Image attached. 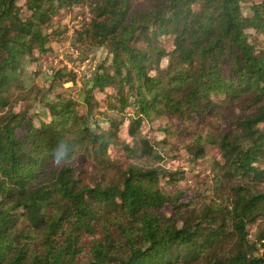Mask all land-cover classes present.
I'll return each instance as SVG.
<instances>
[{
  "label": "trees",
  "instance_id": "16d2710c",
  "mask_svg": "<svg viewBox=\"0 0 264 264\" xmlns=\"http://www.w3.org/2000/svg\"><path fill=\"white\" fill-rule=\"evenodd\" d=\"M73 7L89 14L73 45L105 58L39 77ZM248 30L264 34V0H0V264H264V223L248 233L264 220V48ZM145 123L212 172L193 218L149 165L166 139Z\"/></svg>",
  "mask_w": 264,
  "mask_h": 264
},
{
  "label": "rangeland",
  "instance_id": "374dc122",
  "mask_svg": "<svg viewBox=\"0 0 264 264\" xmlns=\"http://www.w3.org/2000/svg\"><path fill=\"white\" fill-rule=\"evenodd\" d=\"M25 0H17L18 4H22ZM254 2H258L260 0H253ZM249 11V10H248ZM250 12V11H249ZM56 20L65 25L64 35L62 34V46L58 48L53 57L48 58V56L44 55L41 58L40 64L42 65L40 72L38 74L39 77H43V72L47 70V68L55 67L58 64L65 65L69 70H73L77 73L79 70L77 66L72 64V61L78 60L80 64L84 67L87 65L94 66L98 61H101L105 58L104 48L102 47H93L88 45L87 43L82 45L81 49L75 47V40L73 42L74 32L75 30L88 21L89 14L87 9L73 7L70 10L62 9L59 14L54 17ZM250 37V41H256L258 46L264 48V34L257 33L253 30L247 31ZM163 44L168 47L170 43V39H163ZM162 66L165 65V60L160 63ZM78 74V73H77ZM64 88H72L71 83H66L63 85ZM26 107V102H22L17 107L20 111H22ZM172 121H167V123H171ZM165 124V123H163ZM162 126L160 123H154L149 125L145 123L142 125L141 132L146 133L147 136L151 139V142L156 141L160 137L161 143L157 148L160 154L162 155L163 160L159 162H153L149 165L153 167H157L159 170L163 171L165 174L169 173L173 178L164 177L162 179V186L165 191L170 192L173 196H178L179 201L183 204H188L187 208L182 207V210L186 212V214L190 215L192 218L194 215L199 214L200 205L198 204L199 200H203V202H207L205 196H209L217 192L213 188V179L212 172L209 170L203 169V175H196L193 172L192 167L188 164L187 158L188 154L182 145L179 135L173 133L171 135H163L158 132V127ZM159 135V136H157ZM130 142V139H128ZM113 156L120 157L121 150L114 148L112 149ZM206 163L212 162V160H220L221 153L218 149L214 147L206 148ZM201 165H205L202 163ZM168 175V174H167ZM172 179V180H170ZM213 188V189H212ZM264 188V185H263ZM181 195V196H180ZM193 200L196 202L193 207ZM191 202V203H190ZM167 212L170 213V207L167 206ZM187 209V210H185ZM264 223V220H257L255 224L249 226L248 233L252 238L253 234L256 232V228L260 227L261 224Z\"/></svg>",
  "mask_w": 264,
  "mask_h": 264
},
{
  "label": "clouds",
  "instance_id": "9594fccd",
  "mask_svg": "<svg viewBox=\"0 0 264 264\" xmlns=\"http://www.w3.org/2000/svg\"><path fill=\"white\" fill-rule=\"evenodd\" d=\"M53 165L59 167L62 162H66L69 159V146L66 143H61L53 151Z\"/></svg>",
  "mask_w": 264,
  "mask_h": 264
}]
</instances>
